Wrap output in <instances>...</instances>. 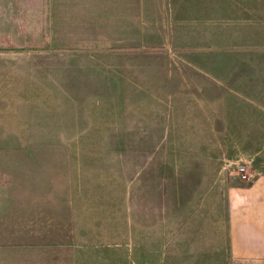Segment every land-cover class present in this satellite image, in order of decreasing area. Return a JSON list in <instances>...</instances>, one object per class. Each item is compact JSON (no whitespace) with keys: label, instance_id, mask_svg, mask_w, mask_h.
Listing matches in <instances>:
<instances>
[{"label":"rangeland","instance_id":"obj_1","mask_svg":"<svg viewBox=\"0 0 264 264\" xmlns=\"http://www.w3.org/2000/svg\"><path fill=\"white\" fill-rule=\"evenodd\" d=\"M149 2L134 22L140 39L111 44L123 54L0 53V150L21 149L0 151V195L20 178L12 164L26 165L28 189L14 193L33 207L28 223L23 209L9 217L0 241H31L29 264L262 253L226 246L224 193L252 179L239 166L264 172V0ZM34 28L13 36L41 48ZM103 60L108 70L94 69Z\"/></svg>","mask_w":264,"mask_h":264},{"label":"crops","instance_id":"obj_2","mask_svg":"<svg viewBox=\"0 0 264 264\" xmlns=\"http://www.w3.org/2000/svg\"><path fill=\"white\" fill-rule=\"evenodd\" d=\"M150 8L149 0H0V38L8 41L0 44V53L10 51L20 54L27 52H45L48 49L61 52L66 55L72 51H87L97 55H113L119 53L115 46L118 41L128 39L139 40L138 31L134 29V22L141 20V16H148L144 8ZM151 9V8H150ZM35 25V39L37 43L43 41L47 49L28 47L20 35L13 36L14 31H20V24ZM15 26V27H14ZM3 31H2V30ZM18 33V32H17ZM28 36V35H26ZM19 38L16 47H12V39ZM22 40V43L19 40ZM119 46V45H116ZM60 48V50H58ZM76 59L77 55H76ZM74 60L73 62H75ZM77 65H82L75 63ZM84 66V65H83ZM94 69L108 70L109 64L99 61L93 64ZM90 67V66H89ZM84 102V101H83ZM6 148V147H5ZM14 149H2L0 151L16 152L21 151L19 146L8 147ZM2 162V161H1ZM4 162V161H3ZM11 168L19 174L5 186H13L7 192L0 195V231L3 225H10L9 217L14 218L19 211H25L24 223H28L27 201L21 203L19 194L14 193L15 189L24 184L25 191L28 189L27 166L23 168L20 164H12ZM225 211L229 227L228 243L229 248H263L260 255L252 261L232 259L230 264L248 263L264 264V172H255L249 182L239 181L226 186L225 190ZM19 200V201H18ZM238 226V227H237ZM7 228V227H6ZM236 230V231H235ZM235 232V235H234ZM263 232V240L252 239L256 233ZM233 233V235L231 234ZM31 241H0V264H29L24 258L27 254L23 244ZM8 249V250H6ZM40 253L38 251H33ZM33 264V263H31Z\"/></svg>","mask_w":264,"mask_h":264},{"label":"built area","instance_id":"obj_3","mask_svg":"<svg viewBox=\"0 0 264 264\" xmlns=\"http://www.w3.org/2000/svg\"><path fill=\"white\" fill-rule=\"evenodd\" d=\"M253 172L249 171L245 165H241L237 168V175L242 180H249L253 176Z\"/></svg>","mask_w":264,"mask_h":264},{"label":"trees","instance_id":"obj_4","mask_svg":"<svg viewBox=\"0 0 264 264\" xmlns=\"http://www.w3.org/2000/svg\"><path fill=\"white\" fill-rule=\"evenodd\" d=\"M1 50H5V49H4V48H0V51H1Z\"/></svg>","mask_w":264,"mask_h":264}]
</instances>
